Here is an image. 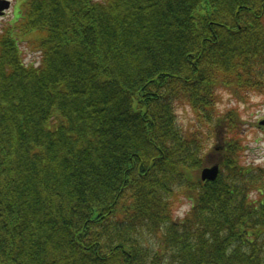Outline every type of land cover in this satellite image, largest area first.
<instances>
[{
  "label": "trees",
  "instance_id": "1",
  "mask_svg": "<svg viewBox=\"0 0 264 264\" xmlns=\"http://www.w3.org/2000/svg\"><path fill=\"white\" fill-rule=\"evenodd\" d=\"M16 15L0 29V264H264V166L242 162L246 122L219 107L264 93V0Z\"/></svg>",
  "mask_w": 264,
  "mask_h": 264
},
{
  "label": "rangeland",
  "instance_id": "2",
  "mask_svg": "<svg viewBox=\"0 0 264 264\" xmlns=\"http://www.w3.org/2000/svg\"><path fill=\"white\" fill-rule=\"evenodd\" d=\"M15 2V3H14ZM17 2V3H16ZM12 7L21 5V0H11ZM17 10V7H16ZM12 11H8L3 17H0V29L6 26L11 18L16 17ZM36 33H30L25 37L26 41L20 43V50L24 58V62H30L38 56V53H33L31 50L34 47L29 43L28 38H36ZM33 48V49H31ZM219 107L225 111L230 108H238L239 114L241 113L245 120L244 133L246 134V148L243 152L242 162L246 164L263 165L264 166V124L260 125L259 121L264 120V93L262 95H252L247 98L244 103L238 104L235 100L228 95H223ZM182 114V113H181ZM219 155L215 152L209 153V161L214 162ZM179 207V206H178ZM189 207L188 202L183 203L178 208V216H182Z\"/></svg>",
  "mask_w": 264,
  "mask_h": 264
},
{
  "label": "water",
  "instance_id": "3",
  "mask_svg": "<svg viewBox=\"0 0 264 264\" xmlns=\"http://www.w3.org/2000/svg\"><path fill=\"white\" fill-rule=\"evenodd\" d=\"M9 2L6 0H0V11L3 9L8 8ZM217 165L213 164L211 167L204 168L201 172V177L202 179H208V180H213L216 178L217 175Z\"/></svg>",
  "mask_w": 264,
  "mask_h": 264
}]
</instances>
